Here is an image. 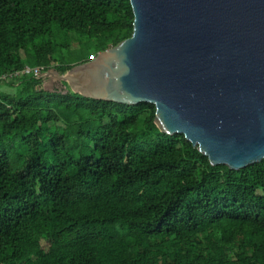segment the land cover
<instances>
[{
  "label": "trees",
  "instance_id": "obj_1",
  "mask_svg": "<svg viewBox=\"0 0 264 264\" xmlns=\"http://www.w3.org/2000/svg\"><path fill=\"white\" fill-rule=\"evenodd\" d=\"M133 21L130 0H0V76L64 74ZM41 82L0 78V264H264V159L212 165L154 104Z\"/></svg>",
  "mask_w": 264,
  "mask_h": 264
},
{
  "label": "water",
  "instance_id": "obj_2",
  "mask_svg": "<svg viewBox=\"0 0 264 264\" xmlns=\"http://www.w3.org/2000/svg\"><path fill=\"white\" fill-rule=\"evenodd\" d=\"M130 3V37L64 74H45L66 92L154 104L158 129L184 134L212 165L238 170L262 161L264 0Z\"/></svg>",
  "mask_w": 264,
  "mask_h": 264
},
{
  "label": "rangeland",
  "instance_id": "obj_3",
  "mask_svg": "<svg viewBox=\"0 0 264 264\" xmlns=\"http://www.w3.org/2000/svg\"><path fill=\"white\" fill-rule=\"evenodd\" d=\"M81 43L80 41H75L74 43L75 53L71 55L72 60H76L77 58H84L86 57L87 54H89V52H92V49H88V47L86 46L81 47ZM40 78H42V82L39 87L44 90H49V91L58 90V91H63V92H66L67 90L68 86L65 85L66 83L62 84L59 78L52 75V73L50 74L44 73ZM15 88H16L15 86L10 85V84L8 86L6 85L1 86L2 90L5 89L8 92H14ZM43 243L44 245H46V242H43Z\"/></svg>",
  "mask_w": 264,
  "mask_h": 264
},
{
  "label": "built area",
  "instance_id": "obj_4",
  "mask_svg": "<svg viewBox=\"0 0 264 264\" xmlns=\"http://www.w3.org/2000/svg\"><path fill=\"white\" fill-rule=\"evenodd\" d=\"M48 71V70H47ZM46 71H44L43 67L36 66L32 67L29 65H25L21 70L12 71L0 76L1 79H12L19 78L24 75H32L36 78H40Z\"/></svg>",
  "mask_w": 264,
  "mask_h": 264
},
{
  "label": "crops",
  "instance_id": "obj_5",
  "mask_svg": "<svg viewBox=\"0 0 264 264\" xmlns=\"http://www.w3.org/2000/svg\"><path fill=\"white\" fill-rule=\"evenodd\" d=\"M9 84H10V83H8V84H2V86H3V85H6V86H8ZM4 91H7V90H5V89H4Z\"/></svg>",
  "mask_w": 264,
  "mask_h": 264
}]
</instances>
